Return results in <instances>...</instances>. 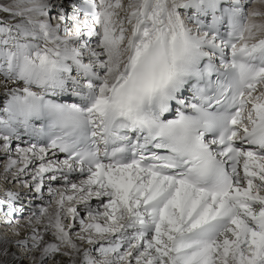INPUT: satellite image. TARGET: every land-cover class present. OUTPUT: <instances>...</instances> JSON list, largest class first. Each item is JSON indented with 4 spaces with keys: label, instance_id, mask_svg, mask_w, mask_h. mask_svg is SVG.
I'll use <instances>...</instances> for the list:
<instances>
[{
    "label": "snow or ice",
    "instance_id": "snow-or-ice-1",
    "mask_svg": "<svg viewBox=\"0 0 264 264\" xmlns=\"http://www.w3.org/2000/svg\"><path fill=\"white\" fill-rule=\"evenodd\" d=\"M0 264H264V0H0Z\"/></svg>",
    "mask_w": 264,
    "mask_h": 264
},
{
    "label": "bare ground",
    "instance_id": "bare-ground-1",
    "mask_svg": "<svg viewBox=\"0 0 264 264\" xmlns=\"http://www.w3.org/2000/svg\"><path fill=\"white\" fill-rule=\"evenodd\" d=\"M25 203H26V202H25ZM38 203H40V201H38V200L34 202V204H38ZM25 215H27V214H25Z\"/></svg>",
    "mask_w": 264,
    "mask_h": 264
},
{
    "label": "rangeland",
    "instance_id": "rangeland-1",
    "mask_svg": "<svg viewBox=\"0 0 264 264\" xmlns=\"http://www.w3.org/2000/svg\"><path fill=\"white\" fill-rule=\"evenodd\" d=\"M39 204H40V203H38V204H35V205L39 206ZM25 214H27V210H26Z\"/></svg>",
    "mask_w": 264,
    "mask_h": 264
}]
</instances>
